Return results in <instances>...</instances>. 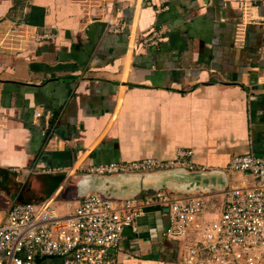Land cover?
Returning a JSON list of instances; mask_svg holds the SVG:
<instances>
[{
	"label": "crops",
	"instance_id": "1",
	"mask_svg": "<svg viewBox=\"0 0 264 264\" xmlns=\"http://www.w3.org/2000/svg\"><path fill=\"white\" fill-rule=\"evenodd\" d=\"M177 149L197 169L264 153L263 0H0V217L78 202L89 166ZM167 223L145 207L113 255L179 264Z\"/></svg>",
	"mask_w": 264,
	"mask_h": 264
},
{
	"label": "built area",
	"instance_id": "2",
	"mask_svg": "<svg viewBox=\"0 0 264 264\" xmlns=\"http://www.w3.org/2000/svg\"><path fill=\"white\" fill-rule=\"evenodd\" d=\"M54 37L45 32L37 39ZM191 156L190 150L177 149L170 159L146 157L85 171L195 170ZM222 169L228 186L221 191L186 194L161 189L122 200L93 191L78 202L65 201L63 210L51 201L14 204L0 217V264H46L49 259L59 264H120L113 252L123 229H135L150 206L165 210L168 223L163 234L179 242V264H264V153L236 154ZM209 207H216L214 217H208Z\"/></svg>",
	"mask_w": 264,
	"mask_h": 264
},
{
	"label": "water",
	"instance_id": "3",
	"mask_svg": "<svg viewBox=\"0 0 264 264\" xmlns=\"http://www.w3.org/2000/svg\"><path fill=\"white\" fill-rule=\"evenodd\" d=\"M70 185L76 198L97 191L106 198L122 200L134 198L142 191L151 194L161 189L186 194L221 191L228 186V176L222 168L190 170L172 167L149 172L86 173L73 178ZM130 230L125 227L123 232Z\"/></svg>",
	"mask_w": 264,
	"mask_h": 264
},
{
	"label": "rangeland",
	"instance_id": "4",
	"mask_svg": "<svg viewBox=\"0 0 264 264\" xmlns=\"http://www.w3.org/2000/svg\"><path fill=\"white\" fill-rule=\"evenodd\" d=\"M231 180H232V177H231ZM64 207H65V205L63 204L62 206H60V210H63L64 209ZM3 258V255L2 254H0V259H2ZM48 262V261H47Z\"/></svg>",
	"mask_w": 264,
	"mask_h": 264
},
{
	"label": "trees",
	"instance_id": "5",
	"mask_svg": "<svg viewBox=\"0 0 264 264\" xmlns=\"http://www.w3.org/2000/svg\"><path fill=\"white\" fill-rule=\"evenodd\" d=\"M37 264H40V261H38Z\"/></svg>",
	"mask_w": 264,
	"mask_h": 264
}]
</instances>
